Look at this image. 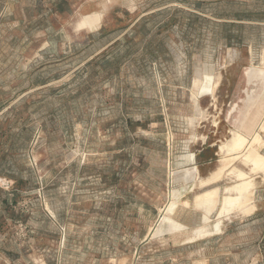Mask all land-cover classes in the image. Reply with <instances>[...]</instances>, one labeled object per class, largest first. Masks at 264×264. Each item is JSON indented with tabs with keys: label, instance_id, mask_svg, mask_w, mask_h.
<instances>
[{
	"label": "rangeland",
	"instance_id": "1",
	"mask_svg": "<svg viewBox=\"0 0 264 264\" xmlns=\"http://www.w3.org/2000/svg\"><path fill=\"white\" fill-rule=\"evenodd\" d=\"M263 60L264 0H0V264H264V191L201 240L174 216L180 158ZM228 159L224 187H264Z\"/></svg>",
	"mask_w": 264,
	"mask_h": 264
},
{
	"label": "bare ground",
	"instance_id": "2",
	"mask_svg": "<svg viewBox=\"0 0 264 264\" xmlns=\"http://www.w3.org/2000/svg\"><path fill=\"white\" fill-rule=\"evenodd\" d=\"M101 23H102V14L89 13V14L82 16L79 27L83 29H87L89 31H96V30H99V28L101 27ZM205 75L210 76V74H205ZM246 78H247L246 79L247 85L253 86V88L246 89L245 91L246 92V98L244 100L245 106H244V109L240 111V114H239V118L242 120L243 125L248 119L252 120L253 123L255 124L256 122H259L260 118L263 115L262 113L264 112V68H257V67L248 68L246 70ZM193 87L195 91L194 98L198 100V94L200 92H204L203 77L201 79H196L193 83ZM210 92H212V90H210ZM235 110H236V106H234L230 110L228 116H230ZM260 128H261V131H264V125L260 126ZM253 137H254L253 140L249 141L241 134L234 132L233 137L230 140V142L224 144V146L221 149L223 152L225 150H227L228 153L235 152L236 153L235 155H231L233 161H236L237 159H242V158L244 159V157L246 156L245 159L242 160L241 162L245 164L246 166H248L250 168V171H252V173L261 172L264 175V155H262L259 152V149L257 148V146H259L262 142V135L261 133H257L255 131ZM244 152L245 154H243ZM229 160L231 159H227V161L224 159V162L225 161L228 162ZM241 172L242 171L235 172L232 174L235 178H239V181L238 183H236L235 187L230 186L225 189V195L222 197V199L219 197L218 189L214 188V189H209L207 191H204L200 194V196H202L200 198L198 197L199 199H201L200 203L207 204L209 208L207 210H211L214 208H216L215 210H217L218 206L220 205L221 207L220 211L222 212L220 213L227 217L231 215L230 211L233 209L235 210V208H238V211L240 213H242L243 210L247 208L253 209L254 207L252 205H248V202L251 199L247 202L246 199H244L245 197L244 193L247 190L254 193V182L250 177H248L246 174L241 173ZM222 173L223 171L221 170V174ZM219 177L221 178L220 174L218 175V178ZM216 181H217V178H216ZM180 195H181V192L178 193L179 197ZM246 196H248V194H246ZM202 204L201 206H203ZM169 210H173V207H169ZM247 211L249 210H246V213ZM209 215L205 214L203 225H201L200 227L192 231V237L189 239L191 242L198 240V239L201 240V239L221 233L222 218H219L220 220L217 221L214 226H212L210 224L211 217ZM166 220H168V218L164 217L163 221L165 222ZM173 226L175 227L176 230L185 229V227L179 225L178 223H173ZM159 233H160V228L158 229L156 234H159Z\"/></svg>",
	"mask_w": 264,
	"mask_h": 264
},
{
	"label": "crops",
	"instance_id": "3",
	"mask_svg": "<svg viewBox=\"0 0 264 264\" xmlns=\"http://www.w3.org/2000/svg\"><path fill=\"white\" fill-rule=\"evenodd\" d=\"M244 79H247L246 76L244 77ZM243 89H245V87H243ZM236 95L243 96L244 93L243 91H241L239 93H236ZM235 100L236 99L231 101V109L234 106H236V110L230 115L231 116L230 118L226 117L221 122H219V124L217 123L216 125L214 124L211 126V122H210L209 124H203V126H201L203 127L202 128L203 138L205 139V141L209 140L208 146L205 147L206 144H202L200 147L198 146V149L194 148L187 151L188 154L187 157L183 156L180 158V161H186V163L185 165H182L179 169H177L179 173L178 175H176L177 179L175 182L181 184L182 190H180L181 196L178 199L174 216L176 215L178 217V218L176 217L178 222L184 225L186 229L189 231L200 227L204 223L205 210L204 208L199 207L197 205V196L202 192H204L205 190L211 188H217L219 192V197L222 199V197L225 194V189L230 187V186L224 187L223 185V183L227 180L226 177H229L231 175L230 171L232 169V166H229L228 168L224 169V166L228 163V162H224V159L231 158L232 157L231 155H235L236 153L235 152L228 153L227 150L223 152L221 148L224 146V144L230 142L234 132H237L243 135L249 141H252L255 128L264 125V112L262 113L263 115L260 118L259 122H256L254 124L252 120L248 119L243 125L242 120L240 118L234 117V115L237 113L236 112L237 109L240 107V105L243 106V104L237 103V101ZM262 132L263 131H261L263 146L260 150V153L263 155L264 134H262ZM205 152L209 153L210 156L207 157L206 159H203L200 156L202 153ZM221 162L224 164H221ZM223 169L224 171L221 175V178L215 182H212L213 179L218 175V173H220V171ZM187 170L191 172L189 175L185 173ZM242 170H244L243 172L246 173L245 169ZM195 191H198L199 193L192 196L195 193ZM263 191H264V187L260 186L259 188H256L254 192L255 194H257ZM171 202H169V205L171 204ZM220 210L221 207L219 205L217 210L214 213H212L211 218L216 212H218L219 215ZM254 213L256 212L251 213L249 217H253ZM240 214L243 215L242 213ZM225 217L226 216H224L222 219H225Z\"/></svg>",
	"mask_w": 264,
	"mask_h": 264
}]
</instances>
